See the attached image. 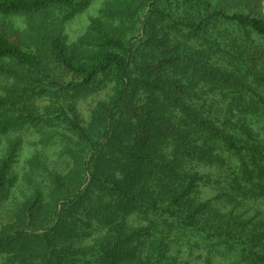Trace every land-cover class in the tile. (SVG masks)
<instances>
[{"label": "trees", "instance_id": "16d2710c", "mask_svg": "<svg viewBox=\"0 0 264 264\" xmlns=\"http://www.w3.org/2000/svg\"><path fill=\"white\" fill-rule=\"evenodd\" d=\"M75 1L0 0V134L39 126L68 166L32 159L0 264H195L187 243L264 264V217L249 216L264 200V0H112L123 23L100 27L90 54L46 28ZM109 86L86 124L79 101ZM20 142L0 164V198Z\"/></svg>", "mask_w": 264, "mask_h": 264}, {"label": "rangeland", "instance_id": "374dc122", "mask_svg": "<svg viewBox=\"0 0 264 264\" xmlns=\"http://www.w3.org/2000/svg\"><path fill=\"white\" fill-rule=\"evenodd\" d=\"M112 0H76L72 6L66 7L64 9H58L54 12H50V20L47 21L46 28L56 30L57 32H62L68 45L75 46L77 52L81 54H90L97 50L96 38L98 37V29L103 27L106 31H114L118 25L123 23L120 17L114 18L112 11L110 9L109 3ZM116 1V0H114ZM127 2L128 0H117V3ZM114 3V2H113ZM111 3V4H113ZM128 10H124V15L127 14ZM149 8H146L143 12L142 22L145 21ZM120 12V11H119ZM116 15V13H114ZM120 14H122L120 12ZM125 18V17H124ZM5 22L12 29H16L18 32H24L29 29V21L22 16L6 17ZM127 22V20H126ZM15 30V31H16ZM135 34L141 35L140 39L144 38L143 30H137ZM199 43L190 44L191 50L194 47L197 55H199ZM232 83H237L239 76H231ZM6 85V80L0 77V95L3 94V86ZM263 90V89H262ZM112 92V87L109 86L104 92L100 94H95L92 97L85 99L84 101H79L77 110L81 115L82 119L87 123L90 122V113L93 110L95 103L103 101L106 99L107 94ZM219 103L233 101L230 99H221L218 97ZM238 100V99H237ZM48 128L44 127L45 132L48 133ZM14 132V131H13ZM11 132V133H13ZM60 132V131H59ZM60 133H65L64 131ZM45 135L44 132H40V127H32L30 131H24L22 133L11 134H0V164L7 157L9 148L17 143L18 138L21 142L15 149L14 158L12 162V167L10 170V184L9 192L7 196L0 198V226L6 225L14 220L15 214L17 212V207L21 205L24 200L31 195L33 192V187L27 181L24 180V176L27 174L31 166V161L36 156L38 158L44 159L48 163L50 170L57 172L67 171L68 166L66 160L63 162L56 163L58 157H60L63 148L59 146L57 138L50 140L48 144H41V137ZM51 136L49 137V139ZM8 142L10 145H8ZM59 145V144H58ZM29 167V169H27ZM202 172H209L203 169ZM38 178L35 179V181ZM43 186L47 187L48 182H43ZM202 197L205 200L213 199L215 196L214 185L203 187ZM28 199V198H27ZM217 204H220L217 203ZM229 207L226 208L229 209ZM252 217H264V200L255 205L254 211L249 213ZM210 249L207 245L197 246L195 243H187V246L181 249L180 256L183 259L188 260L195 264H244L239 261L235 254L231 257H218L216 254L210 253ZM212 256L210 259L209 257Z\"/></svg>", "mask_w": 264, "mask_h": 264}]
</instances>
